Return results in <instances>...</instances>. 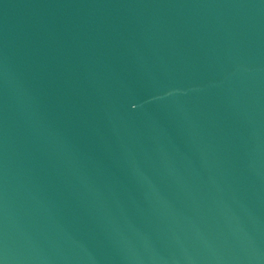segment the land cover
I'll list each match as a JSON object with an SVG mask.
<instances>
[{
	"label": "water",
	"instance_id": "1",
	"mask_svg": "<svg viewBox=\"0 0 264 264\" xmlns=\"http://www.w3.org/2000/svg\"><path fill=\"white\" fill-rule=\"evenodd\" d=\"M0 264H264V0H0Z\"/></svg>",
	"mask_w": 264,
	"mask_h": 264
}]
</instances>
